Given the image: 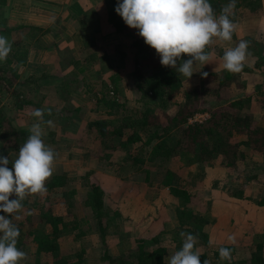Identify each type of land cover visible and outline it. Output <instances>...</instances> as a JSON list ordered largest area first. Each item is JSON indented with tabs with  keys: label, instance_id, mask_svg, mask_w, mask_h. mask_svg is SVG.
<instances>
[{
	"label": "rangeland",
	"instance_id": "rangeland-1",
	"mask_svg": "<svg viewBox=\"0 0 264 264\" xmlns=\"http://www.w3.org/2000/svg\"><path fill=\"white\" fill-rule=\"evenodd\" d=\"M96 1L92 0L89 3L92 4L88 5V7L90 6L89 12L97 10V3H93ZM10 2V0H6L4 5L0 4V32H3L0 35L8 39L12 48L14 45L20 44L29 46L27 41L34 43L47 33V30L25 22L18 23L15 19L16 23L12 24L10 22L12 14V10L9 8ZM11 4L14 6V2ZM114 8L116 7L111 8L110 16L112 15L111 19L116 23V28L121 30L126 37L132 36L133 41L138 40L132 35L135 33L134 35L139 38L138 30L133 28L129 30L125 22L122 21V17L113 11ZM263 8L262 3L256 12L253 11L248 18H244L235 25L231 41H222L214 37L206 50L210 57L208 64L197 63L194 65L196 73L189 80L180 74L184 87L203 89L207 76L204 77L202 73L209 74L223 70L222 58L225 51L237 46L241 40L247 41L248 48L251 47L252 52L251 55H248L249 57H246L244 64L251 68V72L243 74L244 88L236 91L232 99H249V102L239 112L252 115L261 127H264ZM90 15L92 14L90 13ZM93 18H95L94 15L88 25L94 23L92 22ZM37 28L38 30H36ZM257 50L262 52L260 56L255 57ZM130 51L132 54L136 50ZM220 51L223 52L222 56L218 54ZM93 52L92 43L88 44L84 56L88 63L76 66V69L68 68L67 65L61 66L63 68L59 69L61 72L52 73L53 76L44 74L35 77L37 78L35 84L30 83L23 86L26 79L29 78L28 71L23 67L17 71L21 76L20 80L15 82L12 87L9 86L8 81H0V110L11 126L18 130L30 131L32 125L39 122L44 143L55 153L52 175L45 181V188L46 183L55 175H63L67 179L65 185L54 190L55 192L51 196L54 202H57L56 211L58 213H73L85 235L77 237L74 236L75 233L66 231L63 237V250H68L70 247H74L77 251L82 249L85 253L86 264H104L100 258L105 250L113 256L126 254L136 246L138 237L144 238L146 241L154 237L153 239H159L163 245L170 247L174 254L180 250L185 239L180 236L177 240V234H181L184 230L176 216V211L183 207V199L173 196L170 193L169 185H181L187 192L196 194L185 204V208L194 212L204 211V213L215 216L218 220L216 229L211 230L210 247L212 250L224 244L234 249V256H230V260L234 259L236 262H240L249 259L252 246L264 243V207H259L257 219L248 217L253 214L252 208L264 198V176L260 178V185L253 186L242 180L243 175L237 177L244 167L240 166L241 169L235 171L233 175L223 169L218 162H213L205 168L204 175L197 182L189 178V173L196 171L195 164L187 165L183 159H157L153 163H146L139 167H131V160H128V163L118 165L120 160L128 159L127 156L130 153L104 148L97 140L89 136L87 124L104 116V111L96 105V97L101 90H112V83L117 85V99L123 105L120 110L122 114L140 111V108H143L135 74V69L138 67L135 65L133 68V65L125 63L128 61L126 54L123 59L120 58L122 59L121 63L113 64L118 59H112L113 53H110L109 50L105 54V56H110V59H107V61L110 60L109 63L100 64V58L97 62L92 63L94 61ZM138 52L144 54L140 63L145 61L144 64H139L142 66H140V71L143 68L146 74H150L155 65L146 62L151 56L149 53L154 54L156 50L146 48L138 49ZM87 54L90 56L88 57ZM115 55L117 53L114 54V58H118ZM187 58H189L188 55L182 54L179 64H182L183 60ZM65 70L67 71L62 73ZM130 73L132 76H129ZM9 79L11 80V78ZM22 82L25 83L21 86ZM15 88L21 89L23 93L30 91L29 98L32 103L28 104L27 99L16 95L13 92ZM151 105L155 106L156 102H151ZM37 109L43 111L42 120H38L32 115ZM162 111L172 115L176 109L171 105ZM195 116V122H203L209 117V114L207 112L197 113ZM188 124L190 123L188 122ZM142 136L146 139L149 135L142 133ZM157 141L154 140L152 145ZM21 147V145L16 147L15 144L0 143V154L9 158L10 168L11 162L18 157ZM136 147H141V144ZM259 168L261 167L259 166ZM166 169L176 171L174 176L167 177L164 173ZM254 172L260 174V169H256ZM87 174L93 175L99 181L105 192V204L110 206L109 218L105 219L106 222L108 220V226L103 240L97 231L90 211L84 206L89 189L83 177ZM69 191H75L74 196L70 197L72 199L67 195ZM49 192L46 188V191L42 193L26 195L24 200H27L29 207H35V202L48 196ZM238 192H242L244 197L232 196ZM127 195L136 197L126 199ZM13 198L15 199L14 194L10 199ZM36 198L37 200H35ZM247 198L249 201L245 200ZM115 211L120 217L111 220ZM138 218H140V222L135 224L136 228L127 223V220ZM141 220L145 221L144 224L141 223ZM229 237L234 239L230 240ZM261 252L264 258V247ZM216 264H222V261L219 260Z\"/></svg>",
	"mask_w": 264,
	"mask_h": 264
},
{
	"label": "trees",
	"instance_id": "trees-1",
	"mask_svg": "<svg viewBox=\"0 0 264 264\" xmlns=\"http://www.w3.org/2000/svg\"><path fill=\"white\" fill-rule=\"evenodd\" d=\"M5 2L6 0H0L1 5ZM209 2L219 16L230 0H209ZM261 2V0H236L235 7L229 14L230 20L236 25L244 18H248L253 11L256 12ZM116 4L117 0L107 1L109 15L112 12L111 8L116 7ZM135 45L142 50L146 49V44L141 41L136 42ZM206 50L208 46L205 52ZM248 52V55H251V47L248 48ZM261 52L257 50V54L254 53L255 57L260 56ZM28 53L29 47L25 44L11 47L7 58L0 62L1 82L8 81L9 86L12 87L20 80L21 76L17 71L26 65ZM218 54L222 56L223 52L220 51ZM149 55L151 56L146 63L155 65L150 74H146L143 68L140 71L142 66L139 64H144L145 61L141 63L138 61L135 64L138 67L135 69V74L143 108H140V111L122 114L120 110L123 105L117 99V85L112 83V90H101L96 97V105L104 111V116L88 122L89 136L104 148L129 152L128 159L120 160L118 165L126 164L128 160H131V167H139L153 163L157 159H183L187 165L195 164L196 171L189 173V178L199 182L205 173V168L213 162H218L223 169L233 175L235 171L241 169L240 166L244 167L237 177L243 175L242 180L247 184L260 185V178L264 176V127L258 125L252 115L239 112L249 99H232L236 91L244 88L243 74L251 72V68L244 64L239 73L224 69L209 73L203 89L198 87L189 89L182 84L178 71L179 61L177 68H171L160 63L158 54L149 53ZM36 81L37 78L29 77L26 83L22 82L20 85L35 84ZM13 92L27 99L28 104L32 103L29 98L30 91L23 93L21 89L15 88ZM151 102H156V105L152 106ZM171 105L176 109L174 114L168 115L162 111ZM205 112L209 114L205 121L188 124L195 114ZM142 133L149 136L145 139ZM30 134V131L18 130L11 126L0 110L1 144L23 146ZM154 140L158 141L152 145ZM138 144H141V147H136ZM254 168L260 169V174H256ZM174 172L176 171L166 169L164 173L167 177H171L174 176ZM83 178L89 189L84 206L90 211L103 240L108 226V220L106 222L105 219L109 218L110 206L105 204V192L99 181L90 174L84 175ZM66 180L63 175L51 177L46 183V188L50 191L48 196L36 201L35 207L32 206L34 208L28 206L27 200L22 201V209L13 214L12 222L20 230L16 246L26 253V257L20 260L19 264H86L84 250L77 251L74 247L63 250V237L66 231L75 233L74 236L77 237L85 235L73 213L56 211L57 202H54L51 194H54L57 188L63 187ZM169 187L173 196L183 199V207L176 211V216L184 227L181 233H191L196 237L194 250L199 253L201 264H216L219 260L222 264H264L261 252L264 243L252 246L250 257L245 261L221 259L220 248L229 249L231 256H234L235 252L232 247L224 244L214 250L210 247L211 230L216 229L217 218L204 211L194 212L185 208V204L196 195L194 192H187L181 185H169ZM74 194L75 191L67 192L69 198ZM135 195H127L125 198L136 197ZM234 195L244 197L242 192L232 194ZM245 200L249 201L248 198ZM259 207H264V198L252 208L253 214H248V217L257 219ZM17 216L19 219H16ZM119 217L118 212L115 211L111 220ZM138 222L140 218L127 220V223L135 228ZM144 222L141 220V223ZM180 236L181 234H177V240ZM153 238L146 241L138 237L136 246L132 250L118 256H113L105 250L100 261L104 264H168L169 258L173 255L172 249L163 245L159 239ZM148 242L152 245L147 244Z\"/></svg>",
	"mask_w": 264,
	"mask_h": 264
},
{
	"label": "clouds",
	"instance_id": "clouds-1",
	"mask_svg": "<svg viewBox=\"0 0 264 264\" xmlns=\"http://www.w3.org/2000/svg\"><path fill=\"white\" fill-rule=\"evenodd\" d=\"M235 3L236 0H230L219 16L209 0H117L115 11L156 50L163 66L177 68L182 54L188 55L190 58L179 64L178 71L189 80L196 73L194 65L208 64L210 57L205 48L214 37L231 41L235 24L229 14ZM248 47V42L241 40L237 46L225 51L223 69L241 72ZM10 51L8 39L0 35V62ZM202 75L206 77L208 73ZM32 115L38 120L43 119L41 109ZM30 132L18 157L11 162V168L9 158L0 154V213H3L0 214V264H19L26 257V253L16 246L20 230L13 224L12 216L22 209L26 195L46 191L45 181L52 175L55 153L42 139L41 124L34 123ZM13 194L15 199H10ZM181 236L185 237L183 245L169 258L168 264H201L199 253L194 250L196 237L191 233H181ZM219 255L221 259H230V250L220 248Z\"/></svg>",
	"mask_w": 264,
	"mask_h": 264
},
{
	"label": "crops",
	"instance_id": "crops-1",
	"mask_svg": "<svg viewBox=\"0 0 264 264\" xmlns=\"http://www.w3.org/2000/svg\"><path fill=\"white\" fill-rule=\"evenodd\" d=\"M10 1L9 8L12 10L10 22L12 24L16 23L15 19L18 23L25 22L47 30V33L39 37L34 43L27 41L29 54L27 63L23 68L28 71L29 77L44 74L53 76L54 73H59L60 68L63 69L61 66L67 65L68 68L76 69V66L88 63L84 56L88 44L91 43L94 49V61L92 63L97 62L99 58L100 64L109 63L110 60L107 61V59H110V56H105L107 50L113 53L112 59H118L113 64L121 63L123 57L127 55L128 61L125 63L133 65V68L137 60L140 61L144 57L143 53L138 52L140 48L135 45L139 41L146 44L144 39L141 36L138 38L134 35L135 33L132 34L131 32L133 37L138 39L134 42L132 36L128 38L116 28V23L108 14L107 0L93 2L97 3V10L94 12H89L90 6L88 7V5H92L89 4L92 0ZM261 1L264 6V0ZM13 2L14 6L11 4ZM93 8L96 9V7ZM93 15L95 18L92 22L94 23L88 25ZM127 28L131 30L129 26ZM146 48L151 47L146 44ZM130 50L136 51L131 54ZM116 53L115 57L118 56V58H114ZM87 55L90 56V54ZM67 70L62 71V73ZM129 76L132 74L130 73Z\"/></svg>",
	"mask_w": 264,
	"mask_h": 264
},
{
	"label": "built area",
	"instance_id": "built-area-1",
	"mask_svg": "<svg viewBox=\"0 0 264 264\" xmlns=\"http://www.w3.org/2000/svg\"><path fill=\"white\" fill-rule=\"evenodd\" d=\"M198 117H201V116H198ZM196 121V116L193 117L192 119L189 120V123L190 124H193V123H201V122H195ZM205 121V120H204Z\"/></svg>",
	"mask_w": 264,
	"mask_h": 264
}]
</instances>
